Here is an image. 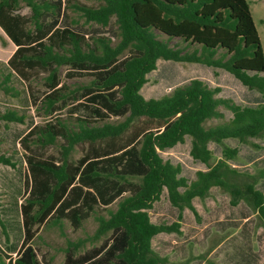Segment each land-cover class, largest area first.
Segmentation results:
<instances>
[{"label":"trees","instance_id":"1","mask_svg":"<svg viewBox=\"0 0 264 264\" xmlns=\"http://www.w3.org/2000/svg\"><path fill=\"white\" fill-rule=\"evenodd\" d=\"M97 1L93 6L77 0L65 4L62 0H0V26L17 45L9 67L25 80L35 69L48 72V90L41 105L45 112L52 117L64 107H77L80 98H85L91 105L85 106L96 118L106 120L94 125V118L76 116L69 121L56 114L21 138L29 175L21 203L24 240L14 264H43L31 243L34 225L69 219L78 228L92 212L106 210L116 198H120L118 207L108 208V215L100 211L98 227L89 239L109 236L78 259L69 257V263L166 264L167 259L154 250L152 238L161 232L182 233L184 210L189 208L198 218L194 199H206L214 187L229 195L231 205L245 203L264 229V189L258 187L264 168L256 173L239 169L232 163L239 149L225 143L229 138L250 143L264 136V49L248 0ZM22 6L30 9L29 17L16 13ZM63 9L105 27L115 18L118 42L105 35L89 39L71 27H59L54 19ZM157 31L164 37L157 36ZM175 38L181 40L180 45L170 44ZM0 39L6 43L1 34ZM159 59L225 69L257 90L263 100L257 106L237 103L220 96V86L201 78L161 97L146 98L141 89ZM63 66L68 67V77L82 72L92 76L90 84L71 88L61 79ZM11 81L12 73L0 70V89L18 96ZM222 108L232 113L230 119L225 120ZM111 117L124 119L108 121ZM25 120L26 114L16 107L0 110V123ZM215 120L223 121L210 124ZM187 137L191 138V156L207 166L197 170L194 179L183 175L182 164L161 154ZM60 138L59 157L45 156L32 147L44 149ZM211 142L223 145L222 156L214 154ZM85 144L86 154L76 161L70 159L75 147ZM0 163L17 165L3 152ZM165 189L179 210L178 220L156 224L150 210ZM0 224L9 239L1 210ZM0 264H6L2 255Z\"/></svg>","mask_w":264,"mask_h":264},{"label":"rangeland","instance_id":"2","mask_svg":"<svg viewBox=\"0 0 264 264\" xmlns=\"http://www.w3.org/2000/svg\"><path fill=\"white\" fill-rule=\"evenodd\" d=\"M54 1V0H52ZM65 4L66 0H62ZM88 5H98L97 0H77ZM253 18L258 28L262 46L264 49V0H248ZM22 6L18 12L28 14L31 11ZM54 17V16H52ZM49 18V20L52 19ZM56 24L86 34L91 39L93 36L105 35L110 37L114 43L118 42V28L115 18H112L109 26H101L96 23L85 22L79 13L72 9H63L55 16ZM53 20V19H52ZM0 34L6 40L3 44L0 39V70L4 73H12L11 83L19 90L18 96L6 94L0 89V110L16 107L24 111L26 120L24 123L9 122L0 123V153H8L17 163L15 167L0 163V210L2 219L6 223L9 239L6 238L0 224V255L6 264H14L17 251L24 237L23 216L21 203L25 201V172L27 164L25 161V150L19 143V138L26 132L35 121L44 122L61 115V118L69 120L76 117L67 106L52 117L48 115L42 105L44 94L47 92L46 76L48 72L35 69L29 73L28 79H23L8 65V59L15 50L14 43L0 27ZM157 36L164 37L159 31ZM171 45H180L181 40L175 38L170 40ZM68 67L61 68V79L71 88L90 84L92 76L85 72L78 73L75 77L66 76ZM148 81L141 89L146 98H158L170 93L175 87L185 84L193 78L204 79L211 86H220V96L234 99L243 105L257 106L262 102V96L257 90L249 89L243 85L234 75L221 68L209 67L199 63L176 62L173 60L159 59L157 68L147 75ZM32 95L30 94V92ZM76 113L82 117H95L94 125H103L106 120L96 118L97 115L85 105L89 104L85 98H80ZM78 103V102H76ZM87 106H91L90 104ZM226 118L230 119L232 113L225 110ZM124 117H111L108 121H122ZM74 121V118H71ZM215 120L210 124L222 122ZM60 138L55 145H49L46 149L36 145L32 147L38 152L47 155L61 156ZM226 145L239 149L237 160L232 163L241 170L256 173L264 168V136L253 138L250 143L240 142L238 139L229 138L225 140ZM252 143H256L254 146ZM86 144L75 147L70 159L76 161L85 154ZM210 148L217 157L222 156L223 145L215 142L210 143ZM41 149V150H40ZM14 152L16 153H13ZM44 152H43V151ZM191 138L187 137L184 143H179L172 149L161 152L165 159L175 164H182L183 175L192 179L199 169L207 166L196 161L190 154ZM264 189V179L258 184ZM199 217L193 212L183 214L181 222L182 233L162 232L152 238L154 250L163 258L166 264H262L264 262V229L258 225V220L253 211L241 203L233 206L229 195L219 188H214L211 195L206 199H195ZM118 202L108 207L115 210ZM108 208L101 210L108 215ZM100 211L92 212L84 219L80 227L75 228L69 219L59 223H47L46 225H34L36 237L33 244L38 251V257L43 264H71L69 257L78 259L87 252L99 247L109 236L95 240L89 239L98 227L97 215ZM179 211L170 203L168 196L164 193L161 199L154 203L150 210L151 219L156 223L171 224L178 220ZM69 242H79L80 245L70 246ZM164 264V263H161Z\"/></svg>","mask_w":264,"mask_h":264},{"label":"crops","instance_id":"3","mask_svg":"<svg viewBox=\"0 0 264 264\" xmlns=\"http://www.w3.org/2000/svg\"><path fill=\"white\" fill-rule=\"evenodd\" d=\"M28 8V7H27ZM30 11V10H29ZM16 13H19L18 11H16ZM19 14H21V15H23V16H25V17H29L30 15H31V12L30 13H28V14H23V13H19ZM1 27V26H0ZM3 30V29H2ZM9 38V37H8ZM11 40V39H10ZM12 41V40H11ZM13 42V41H12ZM14 43V45H15V47L17 48V45H16V43L15 42H13ZM16 48H15V50H16ZM15 50L13 51V53L15 52ZM12 53V54H13ZM12 54L10 55V57L12 56ZM9 57V58H10ZM8 62V61H7ZM69 107H71V111H73V114L72 115H75V116H79V115H77V113H76V107L75 106H72V105H70ZM21 110V109H20ZM23 113H25L24 111H22ZM26 114V113H25ZM28 115H26V117H27ZM94 119H95V117H94ZM41 123H43V122H39V121H35L33 124H32V126L26 131V132H24L23 133V135L19 138V143H20V140H21V138L34 126V125H36V124H41ZM93 149H95V144H94V147H92ZM173 148V147H172ZM172 148H170V149H172ZM35 149V148H34ZM44 149H46V148H44ZM86 151H85V154H86V152H87V150H88V146L86 145ZM36 150V149H35ZM41 150V149H40ZM169 150V149H168ZM43 151V150H42ZM167 151V150H166ZM44 152V151H43ZM163 152H165V151H163ZM84 154V155H85ZM45 155V154H44ZM50 155V154H49ZM84 155H82L81 157H83ZM80 157V158H81ZM91 158H95V154H92L91 155ZM27 164V163H26ZM205 169H207V168H205ZM205 169H203V170H205ZM27 175H29V169H28V166H27V171L25 172V183H26V177H27ZM196 177V176H195ZM194 177V178H195ZM194 178H192V179H194ZM30 182H31V178H30ZM76 184H78V182H76ZM214 188H216V187H214ZM214 188H212V190L211 191H213L214 190ZM218 188V187H217ZM85 189H87V188H85ZM91 190L93 191V189L91 188ZM25 193H26V186H25ZM164 193H166V196H168V192H167V190L165 189L164 190V192H163V196H164ZM127 194V193H126ZM162 197V196H161ZM119 199L120 198H116L113 202H111V203H109L108 205H106V207H110V206H112V205H114L116 202H118L119 201ZM169 199V198H168ZM195 199H197V198H195ZM195 199H194V205H195V207L197 208V205H196V203H195ZM230 199V198H229ZM171 203V202H170ZM241 204V203H240ZM173 206V205H172ZM173 207H175V206H173ZM176 208V207H175ZM178 209V208H177ZM198 210V209H197ZM179 211V210H178ZM191 212H193L192 210H190L189 208H186L185 210H184V212H183V214H191ZM199 212V211H198ZM193 214H194V212H193ZM255 215V214H254ZM150 217H151V215H150ZM152 220V219H151ZM154 223H156V222H154ZM156 224H160V223H156ZM162 233V232H161ZM158 235V234H157ZM156 236V235H155ZM35 237H36V235H35ZM35 237L33 238V240L31 241V243L33 244V241L35 240ZM23 240H24V237H23ZM23 240H22V242H21V244H20V246H19V249H18V251H17V254H18V252H19V250L21 249V246H22V243H23ZM34 245V244H33ZM34 247L36 248V246L34 245ZM36 250H37V248H36ZM37 253H38V251H37Z\"/></svg>","mask_w":264,"mask_h":264}]
</instances>
